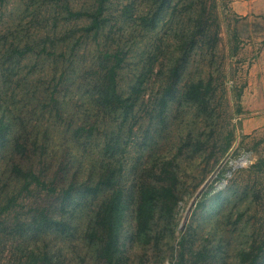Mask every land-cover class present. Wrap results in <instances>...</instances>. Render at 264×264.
Returning a JSON list of instances; mask_svg holds the SVG:
<instances>
[{"label": "rangeland", "instance_id": "374dc122", "mask_svg": "<svg viewBox=\"0 0 264 264\" xmlns=\"http://www.w3.org/2000/svg\"><path fill=\"white\" fill-rule=\"evenodd\" d=\"M237 1L106 0L100 28L85 31L91 18L67 8L93 12L98 0H0V210L12 198L0 214V264H102L89 233L115 185L118 264H239L251 239L264 238V168L254 166L264 126L246 121L264 117V102L239 96L264 0L246 16ZM117 51V91L134 102L127 114L97 99L104 55ZM196 83L199 99L187 100ZM233 145L250 149L253 163L188 210ZM17 168L46 186L25 188ZM105 171L111 188L91 189ZM143 181L189 200L158 201L145 237L135 211ZM40 212L62 223L44 224Z\"/></svg>", "mask_w": 264, "mask_h": 264}, {"label": "trees", "instance_id": "16d2710c", "mask_svg": "<svg viewBox=\"0 0 264 264\" xmlns=\"http://www.w3.org/2000/svg\"><path fill=\"white\" fill-rule=\"evenodd\" d=\"M106 0H98L97 6L93 12L86 11H71L67 8L68 15L73 17L89 16L91 22L89 25L85 26L83 30L85 31H97L100 28V24L103 20L102 13L104 10V4ZM153 20V18H152ZM104 57L109 60L108 65L104 66L101 74L98 77L97 85V99L99 104L108 108L110 111L114 112L116 109H122L126 114L130 109H132L134 102L130 97L124 98L117 91L116 76L117 70L124 61L123 55L118 51L113 54L105 53ZM110 58V59H108ZM201 83L192 84L187 92L185 93V98L187 100L196 101L200 95ZM139 93V92H135ZM242 93V91H241ZM241 97V95L239 94ZM85 130L84 127H78L76 133ZM91 131V128H89ZM0 133V137H1ZM110 153L114 152L113 147H107ZM225 155V154H224ZM257 170H263L264 168V156L260 157L254 164ZM18 173L25 179L24 187L27 188L31 183H35L40 186H46V182L41 180V178L35 174L32 170H22L17 168ZM113 174L112 172L105 171L91 189L100 190L102 187L111 188ZM115 190L110 193L108 198L105 200L101 208L96 212L94 224L89 233L91 239H95L98 244L97 246V257L102 264H118V237L121 229L122 222V212L124 206L122 200L120 199V192L117 190L115 185ZM54 191V188H51ZM71 190V186L64 190V195L67 196ZM219 194V193H218ZM216 195V194H215ZM212 196L208 194H203L202 197ZM201 197V198H202ZM174 201L173 205H178L182 198H175L171 190L167 187L158 186L151 182L143 181L138 186V200L136 204V230L138 235L145 237L147 231L152 225L156 203L161 201V203L166 202L168 199ZM200 198V199H201ZM199 199V200H200ZM12 198L8 199L1 210L0 214L9 208ZM198 203V202H197ZM195 208V207H194ZM39 217L44 224H61L62 222L48 216L44 212H40ZM179 227V222H178ZM180 229V228H179ZM32 262L29 264H36V258L32 257ZM239 264H264V238L257 240L255 238L251 239L249 246L239 253Z\"/></svg>", "mask_w": 264, "mask_h": 264}, {"label": "built area", "instance_id": "2783aa9c", "mask_svg": "<svg viewBox=\"0 0 264 264\" xmlns=\"http://www.w3.org/2000/svg\"><path fill=\"white\" fill-rule=\"evenodd\" d=\"M222 158V161L218 163L213 172L208 175L206 180H204L200 191L189 199L190 202L193 203V206L188 205V210L190 207H192L190 211L194 209L203 194L215 195L223 191L230 184L232 178L239 170L244 169L253 163L252 151L246 147L237 145H233ZM183 201L186 202V198L179 203ZM182 225L183 222L180 220L179 228H181Z\"/></svg>", "mask_w": 264, "mask_h": 264}, {"label": "crops", "instance_id": "0c3cea01", "mask_svg": "<svg viewBox=\"0 0 264 264\" xmlns=\"http://www.w3.org/2000/svg\"><path fill=\"white\" fill-rule=\"evenodd\" d=\"M254 0H251V2H247L244 0H240L237 2H233L232 8L236 13L242 14L246 16L249 15L251 12H255L254 10V4L251 3ZM250 3V4H249ZM263 21V23L260 22L261 27H258V29H253L251 31V36L255 38L253 45L259 50H257L258 56L255 59V62L252 64V67L249 70V78L245 85V87L242 90L241 93V99L245 102L247 98L259 100L264 102V14L259 15L257 17V20ZM255 25L256 22L254 20ZM256 38L259 40V42H256ZM260 107H264V105L260 104ZM247 108L249 109L250 106L247 105ZM259 117V116H258ZM253 121L256 128L259 126H264V117L261 115L256 120L254 117H251L247 119L246 121ZM244 123L245 128L247 125H250V123L246 122ZM252 127V126H251Z\"/></svg>", "mask_w": 264, "mask_h": 264}]
</instances>
